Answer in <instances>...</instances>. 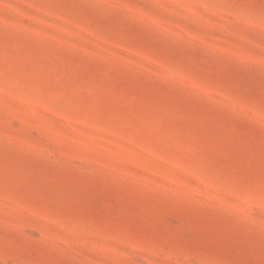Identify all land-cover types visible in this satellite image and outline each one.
Wrapping results in <instances>:
<instances>
[{
    "label": "rangeland",
    "instance_id": "374dc122",
    "mask_svg": "<svg viewBox=\"0 0 264 264\" xmlns=\"http://www.w3.org/2000/svg\"><path fill=\"white\" fill-rule=\"evenodd\" d=\"M0 264H264V0H0Z\"/></svg>",
    "mask_w": 264,
    "mask_h": 264
}]
</instances>
